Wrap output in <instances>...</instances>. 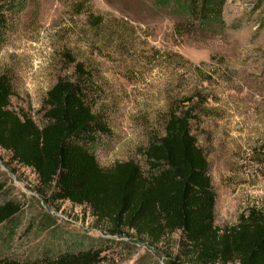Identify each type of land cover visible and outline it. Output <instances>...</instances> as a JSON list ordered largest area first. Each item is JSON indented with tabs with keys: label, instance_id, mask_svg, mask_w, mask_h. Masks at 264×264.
I'll return each instance as SVG.
<instances>
[{
	"label": "rangeland",
	"instance_id": "obj_1",
	"mask_svg": "<svg viewBox=\"0 0 264 264\" xmlns=\"http://www.w3.org/2000/svg\"><path fill=\"white\" fill-rule=\"evenodd\" d=\"M3 1L0 75L10 84L11 110L40 126L46 91L57 78L72 81L80 63L89 76L86 97L105 128L95 151L101 168L128 160L142 167V151L162 133L167 113L192 110L215 195L214 226L233 227L249 209L264 212L262 1L226 0L221 28H196L181 0L167 7L155 0H0L2 8ZM0 185L20 208L13 225L0 226V260L55 255L56 234L64 232L99 241L101 264L178 262L174 237L156 246L110 237L86 206L46 202L35 174L1 149Z\"/></svg>",
	"mask_w": 264,
	"mask_h": 264
},
{
	"label": "trees",
	"instance_id": "obj_2",
	"mask_svg": "<svg viewBox=\"0 0 264 264\" xmlns=\"http://www.w3.org/2000/svg\"><path fill=\"white\" fill-rule=\"evenodd\" d=\"M171 2L155 0L159 7ZM225 2L181 0L180 6L196 28H221ZM8 3L0 6V37L5 28L1 13ZM74 73L72 81L57 78L46 91L40 126L9 108L10 84L0 75V149L35 174L46 202L86 206L110 237L138 238L150 246L174 237L178 262L168 264H264V212L249 209L233 227L222 230L213 224L215 195L206 157L192 134V110L174 106L167 113L162 133L152 136L142 151V167L128 160L104 169L95 159L104 123L86 97L87 71L78 63ZM4 195L0 185V226L9 227L20 208ZM41 223L54 227L47 215H41ZM55 239L61 241L55 255L3 259L0 264H101L100 252L94 250L99 241L64 232Z\"/></svg>",
	"mask_w": 264,
	"mask_h": 264
}]
</instances>
